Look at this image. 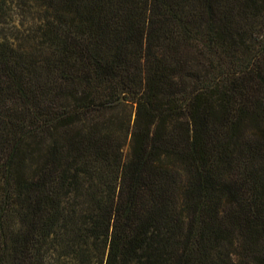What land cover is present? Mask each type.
I'll return each mask as SVG.
<instances>
[{"label": "trees", "instance_id": "obj_1", "mask_svg": "<svg viewBox=\"0 0 264 264\" xmlns=\"http://www.w3.org/2000/svg\"><path fill=\"white\" fill-rule=\"evenodd\" d=\"M0 264H264V0H0Z\"/></svg>", "mask_w": 264, "mask_h": 264}, {"label": "rangeland", "instance_id": "obj_2", "mask_svg": "<svg viewBox=\"0 0 264 264\" xmlns=\"http://www.w3.org/2000/svg\"><path fill=\"white\" fill-rule=\"evenodd\" d=\"M14 5L12 7V13L11 17L7 19V25L5 26V29H8L11 33L10 37L13 38L17 33L15 31H18V29L24 30L27 25H30V23L33 24V19H38V16L33 10V6L30 5V7L21 6L20 3L12 4ZM257 46V44H255ZM258 47V46H257ZM117 115L125 120V123L129 117V110L128 108H120L117 111ZM123 158L127 157L129 154V140L127 139L125 146L122 150ZM30 171V167L28 166L27 172Z\"/></svg>", "mask_w": 264, "mask_h": 264}]
</instances>
